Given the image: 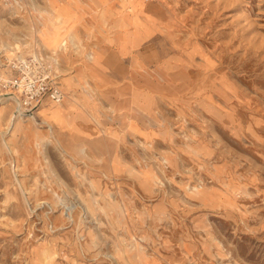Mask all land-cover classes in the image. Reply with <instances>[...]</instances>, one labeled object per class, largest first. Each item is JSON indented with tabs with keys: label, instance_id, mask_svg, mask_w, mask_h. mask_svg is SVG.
Here are the masks:
<instances>
[{
	"label": "rangeland",
	"instance_id": "obj_1",
	"mask_svg": "<svg viewBox=\"0 0 264 264\" xmlns=\"http://www.w3.org/2000/svg\"><path fill=\"white\" fill-rule=\"evenodd\" d=\"M74 2L0 0V58L60 52L65 93L37 124L0 103V264H264V0H112L98 24ZM113 28L148 116L87 78L67 103L70 55Z\"/></svg>",
	"mask_w": 264,
	"mask_h": 264
},
{
	"label": "crops",
	"instance_id": "obj_2",
	"mask_svg": "<svg viewBox=\"0 0 264 264\" xmlns=\"http://www.w3.org/2000/svg\"><path fill=\"white\" fill-rule=\"evenodd\" d=\"M111 1L112 0H89L88 14L93 17L94 21L92 23L97 21L98 24V21H100L93 12L102 8L105 2L108 4V2L110 3ZM68 2L70 8L74 7V10H71L74 11L77 16H80L79 12L75 11V7L77 8L78 6H75L74 0H68ZM126 32L127 31L113 28V30L106 34L103 41H101L102 39L99 36H96L95 39L92 38L93 40L91 39V41L87 43H82L80 48H77L78 45H75L74 40L73 44H68L72 49L77 48L76 51L80 55H70L69 61L67 62L75 66L73 71L77 73L72 76L73 78H66L70 80V82L67 83V98H69L67 103L69 101L75 102L78 100L85 105V99H82L80 96L83 94L84 96L86 95L83 82H85V78H87L93 86L98 89L100 94L107 95V101L105 102L107 105L117 107L129 104L135 111V114L144 116L150 115L152 110V98L147 91H139L137 89V84L139 80L142 79L135 71L139 63L138 58L135 56L137 47L135 45V40L132 38V34ZM58 53L56 55L57 57ZM90 54H92V57ZM78 87L80 88L78 89ZM124 96L127 97L125 101L122 100ZM77 111L78 110H76V112ZM80 113H74L71 119L76 117L82 118ZM130 125L132 124L130 123Z\"/></svg>",
	"mask_w": 264,
	"mask_h": 264
},
{
	"label": "built area",
	"instance_id": "obj_3",
	"mask_svg": "<svg viewBox=\"0 0 264 264\" xmlns=\"http://www.w3.org/2000/svg\"><path fill=\"white\" fill-rule=\"evenodd\" d=\"M58 67L56 56L43 50L0 58V103L11 102V115L22 119L35 118L45 106L62 104Z\"/></svg>",
	"mask_w": 264,
	"mask_h": 264
},
{
	"label": "bare ground",
	"instance_id": "obj_4",
	"mask_svg": "<svg viewBox=\"0 0 264 264\" xmlns=\"http://www.w3.org/2000/svg\"><path fill=\"white\" fill-rule=\"evenodd\" d=\"M46 13H49V14H51L50 12H46ZM62 18L58 15V16H50V18H49V23L48 24H50V26H55V25H62ZM66 26H70V23H68V22H66ZM52 30H54V29H52ZM63 41L59 44V50H61V51H63L64 50V46H67V44H73V40H74V32H72L71 31V33L70 32H68L67 34H64L63 35V39H62ZM63 49V50H62ZM63 105L62 104H60V105H58L57 107H50L51 108V110L54 112V114H57V113H59L60 112V110L63 108L62 107ZM66 110V109H65ZM62 111V110H61ZM40 118L39 119H41V113H40V116H39ZM10 121V123H11V120H9ZM32 121L35 123V124H37L38 123V119H37V117H35V118H33L32 119ZM41 122V121H40ZM13 125V122L11 123V126ZM31 127V126H30ZM51 128V127H50ZM16 129L17 130H22L23 129V127L22 126H20V127H16ZM15 129V130H16ZM28 134V133H27Z\"/></svg>",
	"mask_w": 264,
	"mask_h": 264
}]
</instances>
